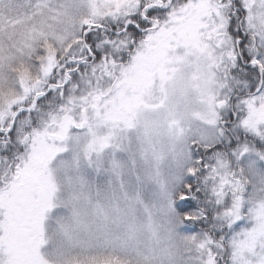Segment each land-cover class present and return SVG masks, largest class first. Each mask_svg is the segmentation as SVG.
<instances>
[{
    "label": "snow or ice",
    "instance_id": "obj_1",
    "mask_svg": "<svg viewBox=\"0 0 264 264\" xmlns=\"http://www.w3.org/2000/svg\"><path fill=\"white\" fill-rule=\"evenodd\" d=\"M0 264H264V0H0Z\"/></svg>",
    "mask_w": 264,
    "mask_h": 264
}]
</instances>
